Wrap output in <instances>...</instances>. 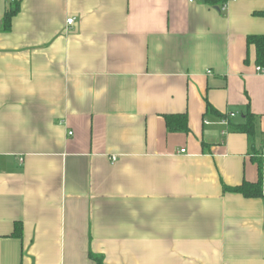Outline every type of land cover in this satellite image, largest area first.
I'll use <instances>...</instances> for the list:
<instances>
[{
  "label": "crops",
  "instance_id": "0c3cea01",
  "mask_svg": "<svg viewBox=\"0 0 264 264\" xmlns=\"http://www.w3.org/2000/svg\"><path fill=\"white\" fill-rule=\"evenodd\" d=\"M14 1L0 0V264H264V197L226 190L260 163L264 184L247 42L264 0H16L5 32ZM180 114L188 133L167 128Z\"/></svg>",
  "mask_w": 264,
  "mask_h": 264
},
{
  "label": "trees",
  "instance_id": "16d2710c",
  "mask_svg": "<svg viewBox=\"0 0 264 264\" xmlns=\"http://www.w3.org/2000/svg\"><path fill=\"white\" fill-rule=\"evenodd\" d=\"M213 3L217 0H211ZM19 2L14 1L11 5V8L8 10L2 30L5 32H9L11 30L12 26V20L15 17V15L19 12ZM264 15V13H263ZM248 46L255 47L256 50V64L258 67L264 68V36H252L248 38ZM209 110L212 112L213 109L211 106H209ZM254 116L252 114H249L247 116V123L243 126H240L237 128V131H240L241 133L247 134V135H253L255 131V120ZM167 128L170 132L176 133V132H185L188 133L190 131L189 128V120L188 116L186 114H180V115H169L165 116ZM262 164L260 163V177L259 180L256 183H249L244 182L240 187L238 188H226L227 191L240 194L243 197L247 199H259L264 197V184H263V173H262ZM15 236L20 237L21 236V225L17 224L15 228ZM91 259H93L98 264H102V260L100 257L91 254Z\"/></svg>",
  "mask_w": 264,
  "mask_h": 264
},
{
  "label": "built area",
  "instance_id": "2783aa9c",
  "mask_svg": "<svg viewBox=\"0 0 264 264\" xmlns=\"http://www.w3.org/2000/svg\"><path fill=\"white\" fill-rule=\"evenodd\" d=\"M204 1L205 0H189V2L191 4H194V3H203ZM232 1H235V0H227V2H232ZM67 24H68V26H73L74 19L68 20L67 21ZM256 71H257L258 74H260V75H262L264 77V68L257 66ZM231 116L234 117L233 114ZM223 124L226 125V126H229V121L228 120H225V121H223Z\"/></svg>",
  "mask_w": 264,
  "mask_h": 264
}]
</instances>
